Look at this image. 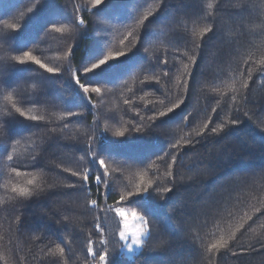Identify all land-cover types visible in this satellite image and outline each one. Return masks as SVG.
<instances>
[{"label": "trees", "instance_id": "1", "mask_svg": "<svg viewBox=\"0 0 264 264\" xmlns=\"http://www.w3.org/2000/svg\"><path fill=\"white\" fill-rule=\"evenodd\" d=\"M35 3L0 0V31L14 32L5 23L22 24L12 40L0 47V57L18 55L12 49L27 46L24 50L33 51L51 67H60L61 74L35 72L38 66L33 65L10 68L6 77L35 94L33 103L17 106L45 120L21 117L11 125L13 139L0 143V264H83L97 216L104 232L93 234V241L107 240L113 231L118 232V225L121 228L114 211L105 214L107 206L150 214L155 224L147 248L131 256L120 247L113 251L108 244L112 264H264V248L258 242L264 241V73L258 63L264 58V0H164L162 7L161 0H105L94 10L105 21L103 25L95 23L90 0H41L29 13ZM208 4L212 5L207 9L211 20L200 14L201 6ZM74 5L81 6L78 15L87 21L80 28L68 21ZM148 12L155 18L149 17L153 22L139 30L145 43L83 77L101 87L99 95L91 94L95 105L88 103L70 78L71 71L101 54L104 45L118 50L119 40L134 26L133 18ZM56 20L61 21L57 27L68 30L46 34L44 29ZM211 22L216 31L208 34L203 54L193 65L190 49L195 47L193 41L201 42L195 34ZM69 44L74 47L70 59L63 56ZM144 48L149 51L145 53ZM249 56L253 79L243 90L246 99L242 100L233 87L240 88L239 71ZM178 81L188 82L187 94ZM181 98L185 102L173 113L159 117L143 133L132 131L141 125V117L164 111ZM11 103L0 95V119ZM68 111L83 115L68 117ZM209 116L208 129L197 136ZM233 118L239 123H228ZM220 123L225 128L211 133ZM106 124L111 127L106 129ZM123 129L129 130L125 137L114 135ZM90 135L109 168L113 187L107 196L105 186L94 179L81 190L78 177L64 172V168H89L93 175L97 173L95 161L79 159ZM185 139L190 144L185 145ZM178 140L174 163L171 156L157 160ZM130 164L134 165L131 170ZM112 169L120 171L113 175ZM138 169L148 172L146 179L173 190L164 198L153 193L117 205L118 193L139 182V175L133 174ZM168 171L173 177L165 175ZM72 184L76 187H68ZM13 187H27L32 195L19 197ZM93 199L98 201L95 208L90 205ZM256 208L262 212H254ZM231 232H236V239L229 241L227 249L206 251ZM57 244L70 245L71 251L66 247L63 256L49 254V248ZM95 247H101L100 243Z\"/></svg>", "mask_w": 264, "mask_h": 264}, {"label": "snow or ice", "instance_id": "2", "mask_svg": "<svg viewBox=\"0 0 264 264\" xmlns=\"http://www.w3.org/2000/svg\"><path fill=\"white\" fill-rule=\"evenodd\" d=\"M164 0H161V7L163 5ZM91 3V11L93 16L97 17L95 20V23L103 25L104 20L100 19L99 16L95 13V9L101 7L104 5L105 0H90ZM39 4H41V0H36V3L33 4L31 8L28 9V12L31 13ZM212 8L211 4L207 5V8H204L201 6L200 8V14L205 15L206 19L211 20L212 16L211 13L207 12V9ZM81 10L80 5H74L73 6V15L68 19L69 23H71L75 28H80V26H83L87 23L86 19L82 16L78 15L79 11ZM149 17H153V20L155 18L154 14L152 12H148L146 15H140L138 18H133L134 26L131 27L130 30L127 31L126 34L123 35V38L119 40V45L121 46L118 50H112L111 47L108 45H104V49L101 54L96 56L94 59H91L87 62L80 63L79 66H77L74 70L71 71L70 78L74 81V83L79 88L80 92L82 93L83 97L88 101V103H91L95 105V101L92 99L91 94H97L99 95L101 93V87L96 86L98 83L90 82L86 79H83V77L96 72L97 70L101 69L102 67L108 65L110 62L119 60L121 57L126 56L130 52H132L133 49L137 48L138 46H141L145 43L143 34L139 31L141 28H147L148 25H150L153 20H150ZM61 21L56 20L55 22H51L49 26L44 29V32L48 34L50 31L55 32H65L68 29L64 26L57 27V23H60ZM147 22V23H146ZM5 28H10L14 30V32H4L0 31V47L3 46V44L8 43L12 40L13 36L15 35L16 31L19 30L22 27V24L19 23H5ZM216 31V25L214 22L209 23L207 26L203 27L198 33L195 35L199 36L201 38L200 43H193L195 44V47L193 49H190V51L194 52L193 55L189 56L190 62L195 65L198 62V58L202 56L204 51V40L207 38L208 34H214ZM185 41H187V36L185 35L183 37ZM27 48L25 46L22 49H16L13 48V51L18 52V55L12 56V57H0V95H3V98L5 101L12 102L10 105V108L8 109L7 113H5V118L0 119V143L11 141L13 139V133L11 132V125L14 121L19 120L21 117L26 120H32V121H44V116H38V115H29L28 112H25L22 110L21 107L17 106V103L23 105V104H30L35 101V94L31 93L27 88H21V85L19 81H11L9 82L6 77L9 73L10 68H16L19 66H38L35 69V72H39L40 70H43L47 74L52 75H58L61 74V68L60 67H51L49 64L44 63L40 57L37 55H34L33 51L31 50H24ZM149 51L148 48H144V52L147 53ZM74 54V47L69 44L67 46V50L64 51L63 56L64 58L70 59ZM187 55V53H185ZM16 62V63H11ZM159 63V61H158ZM167 63V61H165ZM245 68L241 71H239L238 79L240 82V88L236 89L233 87V91H237L241 93L240 98L242 100L246 99V97L243 95V90H247L249 88L248 81L253 79L252 72L254 69L251 67L253 64V60L251 56H249L248 59L243 61ZM260 65V71L264 73V58L258 61ZM185 69H187L188 65L184 66ZM189 77L192 76V73H186ZM163 75H167V73H163ZM33 77H28V79H31ZM158 79V77H156ZM13 85H15V89H13ZM177 86L182 88L183 92L187 94L189 90V84L187 81H185L182 85L180 82H177ZM12 89V90H10ZM213 91H219V89H213ZM14 96H18L19 100L14 101ZM233 100L236 99L235 96L232 97ZM184 99H177L174 103L171 104L170 107H166V110L164 111H154L152 116H148L146 119L144 117H141V125L135 126L132 131H135L136 133H143L145 130V127L152 126V122L156 121L159 117H165L166 115L173 113L174 110L178 109L183 103ZM125 103H128L125 101ZM161 105H164V101H160ZM217 111L216 108L212 109V112L215 113ZM18 114V115H17ZM83 113L80 112H72L68 111L67 116L68 117H74V116H82ZM246 115V113H245ZM7 117H11V119H8ZM109 119L114 118L113 116H109ZM187 120L188 117H185ZM212 122V117H208V123H205L203 128L200 129L199 132L196 133L197 136H200L205 133V131L208 129L209 124ZM231 125H236L239 123L238 119H231L228 121ZM99 121L96 122V127L98 128ZM67 127V124L64 125ZM111 126L106 124L105 128L109 129ZM225 128L224 123L218 124L216 127H212L210 129L211 133H219L222 129ZM52 132H55L56 129H52ZM128 129L123 130H117L115 131L114 135L116 137H125V133L128 132ZM85 143L87 144V149L85 151V154L81 156L79 159L82 162L91 163L92 161H95L97 166V173L95 175L92 174L89 168H83L82 170H76L73 171L71 168H64V172H70L73 177H78V184L80 186V189L83 190L85 185L90 181V179H94L95 182L98 185H104L105 186V196H107V193L110 189L113 187V183L111 180L108 179L109 177V168L105 163V159L99 158L102 153H100L97 150L96 147V140L94 139V136L90 135L86 139ZM184 144L188 145L190 144V141L188 139L184 140ZM180 147V141H176L175 143H172L169 146V150L164 153L163 156H157V160L165 161L167 157L171 156V160L174 163L177 159L175 155L172 153ZM91 157V161L88 160V157ZM8 161H12L13 157L12 155L7 156ZM171 167V165H168ZM134 167V165H128V169L131 170ZM147 167H151V165H148ZM13 171H16V169H13ZM112 174L114 175L117 171H120L119 169H112ZM134 175H139V182L133 184L131 188H126V190L118 193V201H116V204L119 205L124 202H132L133 199L141 198L144 196H151L153 193H155L156 196L164 198L165 193H170L173 189L170 187H161L159 182L154 181L152 179H146L148 176V172L145 169H138ZM168 177H173V172L168 171L165 173ZM33 181H29V184H32ZM39 188V185L36 186ZM68 187L75 188L76 184L68 185ZM12 191L16 193L19 197H28L32 195V190L24 187V188H18L13 187ZM98 201L96 199H93L90 201V205L95 208L97 206ZM122 218L123 221V227L119 228L118 225V232L113 231L110 238L107 240H100V241H93L91 239L93 234H101L104 232L103 221L99 216H97L94 219V232H89L88 239H87V247L85 252V258L83 259V264H112L111 260V252L108 249V244L113 245V251L117 248H127L129 252H134L137 248H147L148 246V240L152 238L153 232L155 231V224L150 220V214H140L136 211H133L131 213V218L138 221V224H136L134 227H129V215L125 212V210L119 206H116L113 208L112 206H107L105 208V214L108 212H113ZM254 212H262L261 208L254 209ZM249 220L252 219L251 216L247 217ZM67 219V217H65ZM244 223H241L239 225V228H244ZM239 229H237L238 231ZM118 236V240H117ZM236 239V232H231L226 239L221 238L219 241L212 243L208 246L206 249L207 252H219L220 250L227 249L229 246V241H235ZM123 242V243H121ZM261 244V248H264V241H258ZM96 243H100L101 247L97 248L95 247ZM165 241H161V244H164ZM68 247L69 251H71L70 245H64L61 246L57 244L54 249L49 248V254L56 255L57 253L60 256H63L65 254V248ZM177 264H184L183 261H177Z\"/></svg>", "mask_w": 264, "mask_h": 264}, {"label": "rangeland", "instance_id": "3", "mask_svg": "<svg viewBox=\"0 0 264 264\" xmlns=\"http://www.w3.org/2000/svg\"><path fill=\"white\" fill-rule=\"evenodd\" d=\"M124 209V208H123ZM125 212L129 215V227H134L136 224H138V221L134 220L131 218V213L133 212L132 210H129V209H124ZM121 219V228L123 227V221H122V218ZM139 250V248L135 249L134 252H129L127 248H123V251L125 252V254L127 256H131L133 255L134 253H136L137 251Z\"/></svg>", "mask_w": 264, "mask_h": 264}]
</instances>
